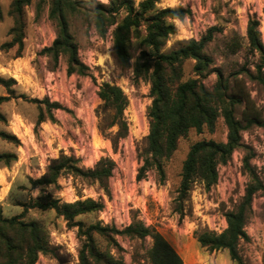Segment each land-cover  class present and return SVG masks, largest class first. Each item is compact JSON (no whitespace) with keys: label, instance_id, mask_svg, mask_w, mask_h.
<instances>
[{"label":"rangeland","instance_id":"obj_1","mask_svg":"<svg viewBox=\"0 0 264 264\" xmlns=\"http://www.w3.org/2000/svg\"><path fill=\"white\" fill-rule=\"evenodd\" d=\"M15 0H0V78L15 80L9 87L0 84V96L10 99L0 105L4 120L0 131L16 136L18 142L0 137V154L13 153L17 159L10 165L0 162V208L4 217L22 216L21 220L36 222L46 231L49 252L40 254L36 264H80L82 242L77 227L67 224L55 210L25 208L33 199L52 193L55 198L74 202L92 198L100 201V211L77 217L85 226H101L123 230L134 221L143 222L162 233L183 257L185 264H194L201 254H210L208 264H238L228 250L210 251L197 241L196 233L205 230L222 233L227 228L226 212L240 203L252 176L264 185V126L253 125L242 132V145L226 164L219 165V179L210 189L196 182L185 200L179 198L183 162L190 147L203 140L226 142L228 127L224 118H218L214 132L202 133L191 129L179 140L177 150L165 164V180L159 181L156 172L148 171L138 179L150 130L148 111L152 105L151 84L137 80L133 65L140 54V40L134 38L131 46V66L121 65L113 53L110 30L101 37L92 17L82 10H66L69 31L78 46V58L86 66L85 74L68 73L67 57L57 62L43 53L58 34V23L50 17L54 0H31L23 7L25 21L24 48L17 57L18 47L5 49L2 45L12 37L14 24L11 15ZM108 4L109 0H97ZM138 4L141 0H134ZM158 8L189 10L183 20H173L177 33L170 37L164 52H170L188 40H201L210 28L212 40L205 55L212 60L202 80L212 87L221 71L234 90L253 102L264 114V84L255 79L256 66L261 63L258 53L250 50L247 28L251 19L260 22L264 43V0H161ZM196 61H184V80L199 78ZM122 88L128 98L124 117L128 135L119 140L116 148L111 139L118 127H109L113 111L103 107L98 96L104 83ZM26 96V97H22ZM32 99H48L59 103L62 109L52 111L38 124L39 107ZM45 107V106H44ZM246 102L236 107V117L243 118ZM61 155L74 156L84 169L93 168L98 160L108 157L115 162L112 175L102 183L85 177L64 173L56 184L34 187L32 180L43 177L48 166ZM249 160V166L246 165ZM23 214V215H22ZM245 230L248 239L240 240L238 254L244 264H264V190L253 198ZM116 243L95 235L101 250L108 249L123 258L126 264H150L147 257L151 238H131L114 235ZM217 258L220 261H217Z\"/></svg>","mask_w":264,"mask_h":264},{"label":"trees","instance_id":"obj_2","mask_svg":"<svg viewBox=\"0 0 264 264\" xmlns=\"http://www.w3.org/2000/svg\"><path fill=\"white\" fill-rule=\"evenodd\" d=\"M31 0H15L11 15L14 24L9 30L12 39L2 45L5 49L18 47L17 57L24 48L25 21L23 7ZM161 0H109L103 4L97 0H54L50 17L58 23V34L53 44L46 47L43 53L57 62L61 55L67 57L68 73L85 74L86 66L78 58V46L69 31L66 10H82L92 17L97 33L106 37L112 30L113 53L123 66H131V46L134 38L140 40L141 51L133 65L137 80L150 82L152 105L148 111L150 130L146 137L147 147L143 155L138 179H142L148 171H155L160 182L165 180V164L177 150L179 140L186 137L191 129L202 133L204 129L214 132L219 117H223L228 127V140L216 142L203 140L194 143L183 162L181 182L178 189L179 198L185 200L196 182H201L210 189L219 179V165L226 164L233 152L242 145V132L253 125L264 126V114L258 110L250 99L234 90L224 74L217 70L218 80L212 87H207L202 77L212 60L205 55V48L213 38L217 28H210L201 40L181 42L177 49L164 52L171 36L177 33L173 20H183L189 10L184 8H158ZM2 13L0 10V22ZM260 22L251 19L247 28V38L250 50L258 53L261 63L256 66L255 79L264 84V43L259 30ZM196 61L195 73L199 78L184 80L183 64L185 60ZM15 80L0 78V84L9 87ZM98 96L103 107L113 111L109 127H118L116 137L111 139L116 148L119 140L128 135V123L124 112L128 106V98L122 88L110 83L99 87ZM26 97V96H22ZM10 99L0 96V105ZM38 104V124L46 120V115L54 121L52 111L62 109L59 103H50L48 99L30 100ZM246 102L243 118L236 117V107ZM45 106V107H44ZM0 119L4 116L0 112ZM0 137L18 142L13 134L0 131ZM17 159L13 153L0 154V162L10 165ZM79 159L74 156L61 155L48 166L47 173L37 180H32L34 187H46L56 184L64 174L85 177L93 181L103 182L108 179L115 167V162L101 158L93 168L84 169L78 165ZM249 166V160L246 159ZM264 190L263 183L256 175L245 195L234 209L226 212L227 228L222 233L205 230L196 233L197 241L210 251L228 250L232 260L244 264L238 254L240 240L248 239L245 230L251 212L254 195ZM33 199L27 208L55 210L69 226L77 227L82 242L79 250L80 264H126L123 258L110 250H101L97 245L95 235H100L110 244L116 243L114 235H124L131 238H151L152 246L148 250L150 264H185L180 253L170 244L165 236L143 222L134 221L123 230L93 224L85 226L77 217L100 211L103 204L92 198L65 202L55 198L52 193ZM23 215V214H22ZM22 216L4 217L0 208V264H36L40 254L49 252V240L36 222L21 220Z\"/></svg>","mask_w":264,"mask_h":264},{"label":"crops","instance_id":"obj_3","mask_svg":"<svg viewBox=\"0 0 264 264\" xmlns=\"http://www.w3.org/2000/svg\"><path fill=\"white\" fill-rule=\"evenodd\" d=\"M211 260L210 254H201L198 257V260L194 264H208V262ZM217 261H220L217 258ZM222 264H228L227 262H222Z\"/></svg>","mask_w":264,"mask_h":264},{"label":"bare ground","instance_id":"obj_4","mask_svg":"<svg viewBox=\"0 0 264 264\" xmlns=\"http://www.w3.org/2000/svg\"><path fill=\"white\" fill-rule=\"evenodd\" d=\"M0 180H1V183H4L5 182L4 181L5 179H4V177L2 175L0 176Z\"/></svg>","mask_w":264,"mask_h":264},{"label":"built area","instance_id":"obj_5","mask_svg":"<svg viewBox=\"0 0 264 264\" xmlns=\"http://www.w3.org/2000/svg\"><path fill=\"white\" fill-rule=\"evenodd\" d=\"M264 164V163H263Z\"/></svg>","mask_w":264,"mask_h":264}]
</instances>
